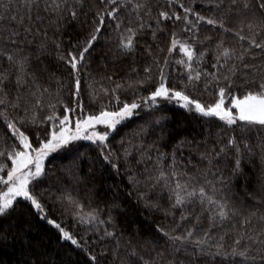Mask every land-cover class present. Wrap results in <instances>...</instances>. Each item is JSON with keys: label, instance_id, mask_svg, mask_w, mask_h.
Wrapping results in <instances>:
<instances>
[{"label": "trees", "instance_id": "trees-1", "mask_svg": "<svg viewBox=\"0 0 264 264\" xmlns=\"http://www.w3.org/2000/svg\"><path fill=\"white\" fill-rule=\"evenodd\" d=\"M135 3L146 7L137 13L132 11ZM180 3L201 16L222 21L231 31H224L218 24L197 22L191 14L188 19L195 27L184 20L159 16L165 11L184 16ZM250 3L254 5L255 0ZM133 4L121 7L116 20L105 15L97 39L74 71L68 63L69 54L79 60L99 24L97 13H106L115 5L106 0H83L82 5L68 0L56 9L51 0H40L32 5L29 19L23 0H0V47L14 58L9 61L0 56V75L5 77L0 91L4 100L0 104V151L19 149V140L7 122L14 123L36 147V137L45 139L52 124L58 123L47 117L62 118L65 106L73 108L79 101L87 114H98L102 108L118 110L123 103L140 104L135 116L112 133L106 148L99 142L76 141L50 157L43 176L30 184L44 213L36 211L30 201L20 199L0 216V264H142L139 257L158 260L159 264H264V244L247 239L264 232V220L260 219L264 215V128L239 121L228 126L217 118L180 107L173 100L159 99L155 104L149 100L145 104L159 86L161 69L167 86L176 90L187 86L185 94L192 99L207 105L218 98V85L211 76L202 75L191 86L185 64L177 62L187 63L186 57L178 48L169 52L173 34L195 49L199 60L191 62L194 70L216 73L219 86L228 84L224 76L230 77L232 86L228 90L237 96L258 90L257 85L264 82V51L251 48L242 61L230 59L221 67L225 64L222 51L228 48L239 55L249 48L247 40L235 35L241 27L244 36L258 32L256 39L260 42L264 37V12L257 8L253 16L231 0H222L218 7L214 0H179L172 4L169 0H133ZM71 11L76 12L75 18ZM138 15L142 19H137ZM21 18L22 24L18 23ZM250 22L259 26L250 31ZM141 23L145 24L143 29L139 28ZM129 28L137 31L135 50L125 52L120 45ZM12 32L19 35L10 37ZM221 42L223 47H218ZM233 64L234 75L228 71ZM146 68H151L150 74ZM76 78L80 80L78 96L74 95ZM75 115L82 113L78 110ZM230 138L240 148L238 172L237 152L228 145ZM0 160L11 167L6 157ZM161 170L167 178L157 183ZM221 178L223 183H219ZM206 181L222 190V197L218 193L217 198L227 201L237 213L231 222L218 224L211 231L209 213L202 211L199 203L173 207L177 182L188 184L189 189L204 186L208 190ZM5 188L0 184V192ZM87 213H95L98 221L83 223L81 217ZM182 214L187 219L182 220ZM245 218L251 223L242 227ZM49 220L59 223L79 246L63 239ZM158 229L181 236L192 231L193 241L207 234L208 243H191L188 252L192 255L178 252L173 256L168 238ZM242 234L245 239L235 244ZM259 238L264 240V236ZM245 245H250L248 255L255 260L231 255L234 247L242 251ZM201 248L206 250L203 254ZM133 250L136 256L131 255Z\"/></svg>", "mask_w": 264, "mask_h": 264}, {"label": "snow or ice", "instance_id": "snow-or-ice-1", "mask_svg": "<svg viewBox=\"0 0 264 264\" xmlns=\"http://www.w3.org/2000/svg\"><path fill=\"white\" fill-rule=\"evenodd\" d=\"M52 4L55 5L56 9L61 7V4L68 3V0H51ZM76 2L80 5L83 4V0H76ZM217 7L222 0H214ZM23 3L26 9L29 12V19H31V7L32 5H38L40 0H23ZM101 3H105V0H101ZM107 4L115 5L110 11L106 13H97L99 24L96 26L95 32L91 34L89 41L86 46L81 50L79 54V60L76 55L69 54L68 63L72 67L74 71H78V64L84 60V54L88 52L89 48L92 47L93 42L97 39V34L100 32L101 28L104 25V17L107 15L110 19L116 20L118 19L117 13L120 11L121 7H125L127 4H133V0H106ZM179 3V0H169V4ZM232 4H241L242 8L246 11V13L256 15V9L258 8L261 12H264V0H255V4L250 3V0H231ZM180 8L183 9L184 16L179 15L178 13H169V12H160L159 16L164 20H184L187 24L195 27V23L192 20L188 19V15H194L196 17V21H203L209 25H219L221 29L224 31H231V29H227L224 27L222 21H217L213 18H206L201 16L199 13L194 12L191 7H184L182 3L179 4ZM146 5L141 3L133 4L132 11H139L145 8ZM47 10V9H45ZM55 10V9H54ZM150 15V10L148 13ZM71 15L73 18L76 16L75 11H71ZM0 19H3L0 16ZM15 19V17H13ZM40 19V17H37ZM137 19H142L137 16ZM18 23H23V18H21ZM160 20H157V25H159ZM259 25H254L253 23H249L247 25L248 29L252 31L254 27H258ZM119 27V24H117ZM145 27L144 23L139 25L140 29ZM151 27V25H148ZM188 29H185L187 31ZM243 27H241L240 31H237L235 35L239 38V40L244 41L247 40L249 44V48L245 49L244 52L236 55L235 50H231L228 48H223L222 56L225 59V64L221 65L224 67L227 65V61L230 59H236L242 61L244 59V55L250 51L251 48L260 49L264 51V37L261 38L260 42H257L256 36L259 35L258 32H254L251 36L241 35L243 32ZM25 31L31 32L30 28H26ZM129 35L123 40L121 43V48L124 49L125 52H132L135 50V37L137 35V31L131 28L127 29ZM18 32H12L10 37L18 36ZM153 38H155V32H153ZM0 40H3V37L0 36ZM10 42L15 44L16 41L14 39H10ZM218 47H223L222 42ZM179 49L181 53L186 57L185 60L177 61L178 63L185 64L186 69L188 70V80L191 86H195V82L200 81L201 76H211L212 80L217 82L218 85V98L212 104H202L198 100L192 99L189 95L185 94V89L176 90L175 86L169 87L165 83L166 77L164 76L163 69L160 71V83L156 89L150 93L149 97L145 99V104L150 100L153 104H155L159 99L165 100H175L181 102V107L188 109L190 111H195L201 116L209 117V118H217L220 121H223L226 125L232 126L237 124V122H244L246 125H255L264 128V82L259 83L257 85L258 90H252L245 92L242 96H237L233 92H230L228 89L232 86V81L230 77L224 76L223 79L228 81L226 86H219V77L216 73H201L200 71H196L192 68L191 62L196 59L199 60V57L196 56L195 49L192 45L188 44L186 41L182 42L176 38V35L173 34L171 38V45L169 48V52ZM0 56H6L9 61H13L14 58L11 54L6 53L3 50V47H0ZM219 62V58H218ZM167 63V61H165ZM215 67V65H214ZM247 67V65H245ZM21 70H23V65H20ZM233 75L236 71V66L233 64L229 69ZM146 73H151V68L145 69ZM195 72L193 75L192 73ZM5 77L0 75V91H3V82ZM19 82V81H18ZM143 83V81H141ZM122 87V85H117V88ZM207 87V85H205ZM80 90V80L79 78L75 79V92L74 95L78 96ZM107 90H105L106 92ZM226 96L228 99L226 100ZM117 102H119V98L117 97ZM4 100L0 99V104H3ZM228 104V107H225V104ZM140 107L139 103L132 102L123 103L122 107L118 110H107L102 108L99 110L98 114H87L84 111L83 104L79 101L76 106L73 108H68L65 106V115L62 118L49 116L47 120L49 121H58V123H53L50 132L46 134L45 139H41L39 136L36 137L37 146L34 147L29 137L25 135L24 132L20 131L19 128L12 122H7L8 129L11 130L12 135L19 140V144L22 145L21 149L13 148L11 152L0 151V157H6L7 160L11 161V167L9 168L3 160H0V184L6 186V191L0 192V216H4L9 212L10 209H13L14 203L17 201V198H23L24 200L30 201L31 205L34 209L40 213H44V207L40 203V201L36 198L35 195L30 191L29 185L33 181L39 180L44 174V161L46 158L53 152H56L58 149L67 146L70 142L84 139L90 140L92 142H99L107 147V140L109 136V131L97 132L95 129L97 126H103L106 129L115 130L117 125L121 124L127 118L133 116L134 111ZM80 111L82 115L78 118L75 113ZM235 110V111H233ZM2 115V114H0ZM23 123V121H21ZM91 130V131H90ZM229 146H233L235 151L237 152V159L235 161L236 171L240 170V159L239 152L240 148L237 145L234 138H230L228 141ZM221 152H224V148L221 149ZM105 160H108V157H104ZM6 174V175H5ZM173 176L176 175L175 172L172 173ZM166 173L161 170L159 175L156 177V182L159 183L160 180H166ZM208 190L204 186L195 187L193 186L189 189L188 184H180L177 182L176 190H175V203L173 207H181L183 208L186 204H194L199 203L202 211H207L209 213L208 219L211 221L209 226V231L212 228L216 227L218 224H223L224 222H231V220L237 215L236 211L230 209L227 201L222 198H217V194L219 193L222 197V190L217 188L216 184L211 181H206ZM219 183H223V178L219 181ZM69 202L72 203V198L68 197ZM82 209V206H80ZM181 219H187V215L182 214ZM197 222H199V218L197 217ZM261 220H264V215L260 217ZM81 221L83 223H95L98 221V216L95 213H87L83 217H81ZM48 223L53 224L61 233L62 238L70 241L73 245H77L78 241L73 238V236L61 228L59 223H56L53 220H49ZM99 223H103V221H99ZM251 223V220L245 218L241 221V226L246 227ZM165 237L168 238V241L171 245L170 254L173 256L178 252H183L185 256L192 255L188 252V245L191 243H195L197 246L205 245L208 243L207 234L203 239H195L193 241V232L188 231L185 235H172L170 232L164 231V229H158ZM106 235L112 236L114 233L106 232ZM264 236V232L258 233L257 237H247L248 240L252 241V243L264 244V240H261L259 237ZM223 239V237H221ZM245 239L244 235H241L240 239L235 241V244L240 245L242 240ZM218 248H222V245H219ZM250 250V245H245L242 251H238L237 248L232 249L231 255L240 256L245 259L255 260L256 257H251L248 255ZM206 250L201 248V253L203 254ZM260 251V249H257ZM217 254L223 255V253L218 252ZM132 256H136L135 251L131 253ZM264 258V257H261ZM91 259L95 261L96 257L92 256ZM142 261V264H159L158 260L147 261L144 260L143 257H139ZM174 264H184L183 261H176Z\"/></svg>", "mask_w": 264, "mask_h": 264}, {"label": "rangeland", "instance_id": "rangeland-1", "mask_svg": "<svg viewBox=\"0 0 264 264\" xmlns=\"http://www.w3.org/2000/svg\"><path fill=\"white\" fill-rule=\"evenodd\" d=\"M158 100H159V98H158ZM173 101L176 102V103L181 107V102H178V101H175V100H173ZM228 106H229V105L226 103V104H225V107H228ZM137 110H138V109H136V110L134 111V114H133L132 117L127 118L125 121L130 120L131 118H133V117L135 116ZM233 111H235V110H233ZM77 118H78V117H77ZM125 121H123V122H125ZM123 122H122V123H123ZM122 123H121V124H122ZM119 125H120V124H119ZM119 125H117V128H118ZM117 128H116V129H117ZM116 129H115V130H116ZM95 130H96L97 132L109 131L110 134H109V136H108V139H109V137L112 135V133L115 131V130L113 131V130H110V129H106V128L103 127V126H97V128H96ZM90 131H91V130H90ZM76 141H87V142H92V141H90V140H84V139H79V140H75V141H72V142H76ZM72 142H70V143H72ZM97 142H98V141H97ZM70 143H69V144H70ZM69 144H68V145H69ZM21 148H22V145L19 144V149H21ZM62 148H63V147H62ZM62 148H60V149H62ZM60 149H58V150H60ZM58 150H57V151H58ZM57 151H56V152H57ZM54 153H55V152L51 153V154L46 158V160L44 161V170H45V166H46L48 160L50 159V157H51ZM29 188H30V185H29ZM4 191H6V188H5ZM20 199L24 200L23 198H17V201L20 200ZM17 201H16V202H17ZM16 202H15V203H16ZM15 203H14V204H15Z\"/></svg>", "mask_w": 264, "mask_h": 264}]
</instances>
